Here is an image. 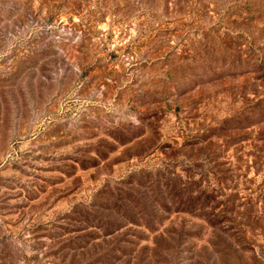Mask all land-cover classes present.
<instances>
[{
  "label": "rangeland",
  "instance_id": "1",
  "mask_svg": "<svg viewBox=\"0 0 264 264\" xmlns=\"http://www.w3.org/2000/svg\"><path fill=\"white\" fill-rule=\"evenodd\" d=\"M0 264H264V0H0Z\"/></svg>",
  "mask_w": 264,
  "mask_h": 264
}]
</instances>
